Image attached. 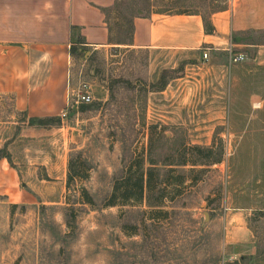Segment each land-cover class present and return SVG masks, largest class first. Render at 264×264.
<instances>
[{"label":"rangeland","instance_id":"374dc122","mask_svg":"<svg viewBox=\"0 0 264 264\" xmlns=\"http://www.w3.org/2000/svg\"><path fill=\"white\" fill-rule=\"evenodd\" d=\"M230 1L110 10L116 46L72 56L61 124L30 126L0 95V264H264V64L126 47L136 15L210 17ZM72 159L88 178L69 184ZM137 161L155 177L146 199L107 206Z\"/></svg>","mask_w":264,"mask_h":264},{"label":"crops","instance_id":"0c3cea01","mask_svg":"<svg viewBox=\"0 0 264 264\" xmlns=\"http://www.w3.org/2000/svg\"><path fill=\"white\" fill-rule=\"evenodd\" d=\"M117 1L0 0V95H12L15 109L29 117L65 115L73 27L80 28L92 53L116 46L104 10ZM209 20L213 33L206 31L202 14L139 15L134 18L133 41L126 47L154 55L235 50L247 56L249 65L264 64V0H231ZM244 233L238 238L246 245L251 234Z\"/></svg>","mask_w":264,"mask_h":264},{"label":"trees","instance_id":"16d2710c","mask_svg":"<svg viewBox=\"0 0 264 264\" xmlns=\"http://www.w3.org/2000/svg\"><path fill=\"white\" fill-rule=\"evenodd\" d=\"M132 0H120L117 1L115 6L113 8L105 9L104 11L107 14V22L110 27L111 31V37L113 35V27L110 20L109 12L112 9H116L120 7L125 2H130ZM177 13H188V14H201L198 12H186V11H179ZM147 15V14H145ZM139 16V15H136ZM135 16V17H136ZM205 20V27L206 31L208 33H213L214 28L209 20V17L204 16ZM131 28H132V37L128 44H130L133 41V34H134V19L131 20ZM79 27H73V45L71 47V54L75 55V53L79 50V45H83L81 47H87L85 46V39L82 37L81 34H79ZM85 49V48H82ZM25 114L26 120L28 125L30 126H38V127H48L51 125H55L57 123L61 124V119L56 117H29L26 112H22ZM58 121L57 123H55ZM197 149H202L198 147ZM0 153L1 150H0ZM3 158H8L7 155H0V160ZM217 162H221V160H218ZM82 165L86 169L88 168V165L86 162L82 160ZM187 165V164H185ZM193 166H197L196 162H193ZM88 175L81 176L79 172H77L75 167V161L72 159L69 164V184L77 183L79 180L83 181L84 179H87ZM155 177L152 170H146L143 161H137L133 165H131L125 176L119 180H117L113 193L110 196L109 202L107 203V206H116L119 204H125L130 201H143L146 199V194L149 190H151L153 187V181ZM171 183V182H170ZM182 180V184H184ZM172 184V183H171ZM82 196L87 200L88 203L94 204V200L92 199L90 193L86 188H83L82 190Z\"/></svg>","mask_w":264,"mask_h":264},{"label":"built area","instance_id":"2783aa9c","mask_svg":"<svg viewBox=\"0 0 264 264\" xmlns=\"http://www.w3.org/2000/svg\"><path fill=\"white\" fill-rule=\"evenodd\" d=\"M230 55H231V61L232 63H240L242 61H246L247 60V56L243 53H235V50H231L230 51ZM204 57L208 58L209 57V52L207 50H205L204 52ZM77 96H78V100L80 102H84V103H90L93 100V97L89 91V87L87 85H85L84 90H79L77 92ZM66 115V114H65Z\"/></svg>","mask_w":264,"mask_h":264},{"label":"bare ground","instance_id":"6f19581e","mask_svg":"<svg viewBox=\"0 0 264 264\" xmlns=\"http://www.w3.org/2000/svg\"><path fill=\"white\" fill-rule=\"evenodd\" d=\"M4 170V169H3Z\"/></svg>","mask_w":264,"mask_h":264}]
</instances>
